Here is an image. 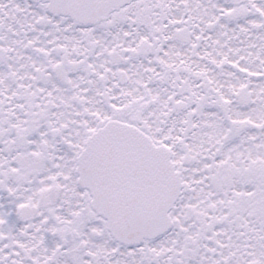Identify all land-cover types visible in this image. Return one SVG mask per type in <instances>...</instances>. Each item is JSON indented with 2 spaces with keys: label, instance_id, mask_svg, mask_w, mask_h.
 <instances>
[{
  "label": "snow or ice",
  "instance_id": "snow-or-ice-1",
  "mask_svg": "<svg viewBox=\"0 0 264 264\" xmlns=\"http://www.w3.org/2000/svg\"><path fill=\"white\" fill-rule=\"evenodd\" d=\"M0 264H264V0H0Z\"/></svg>",
  "mask_w": 264,
  "mask_h": 264
}]
</instances>
